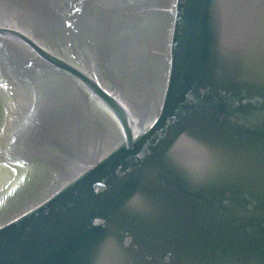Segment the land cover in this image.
I'll return each mask as SVG.
<instances>
[{
	"label": "water",
	"instance_id": "obj_1",
	"mask_svg": "<svg viewBox=\"0 0 264 264\" xmlns=\"http://www.w3.org/2000/svg\"><path fill=\"white\" fill-rule=\"evenodd\" d=\"M0 264H264V0H0Z\"/></svg>",
	"mask_w": 264,
	"mask_h": 264
}]
</instances>
